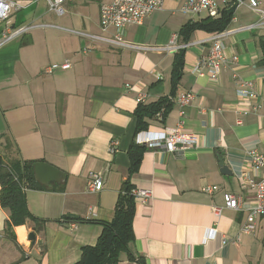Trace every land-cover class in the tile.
Wrapping results in <instances>:
<instances>
[{
  "label": "crops",
  "instance_id": "1",
  "mask_svg": "<svg viewBox=\"0 0 264 264\" xmlns=\"http://www.w3.org/2000/svg\"><path fill=\"white\" fill-rule=\"evenodd\" d=\"M12 1L16 7L7 22L0 21V33L6 24L30 27L0 48V160L44 162L64 178L53 185L34 178L46 189L25 190L29 212L45 220L40 230L27 221L7 232L9 211L0 205V264H73L83 246L95 244L98 221L112 219L128 175L141 94L142 104L162 97L171 104L165 118L147 119L145 130L175 128L181 120L198 145L183 152L144 151L130 180L134 188L149 190L150 198L135 199L132 252L144 264H264V217L256 219L254 232L242 230L253 195L242 189L241 175L252 172L248 151L264 152V24L248 0L235 7L236 20L221 36L228 61L217 79L192 72L215 32L193 29L184 42L181 27L207 15L179 12L181 0L171 7L164 0L141 23L127 24L124 40L131 46L111 44L115 30L100 27L99 6L111 0H70L62 15L44 0ZM256 1L264 11V0ZM173 34L188 44L176 81L178 50L154 49ZM65 60L70 66L62 69ZM241 80L259 92V109L244 115L234 109ZM186 92L193 99L181 107L175 98ZM220 159L230 174L220 171ZM90 173L102 177L100 190L88 191ZM205 186L217 189L207 192ZM225 192L242 197L240 209L223 206ZM213 206L221 207L218 216ZM118 264L139 263L123 254Z\"/></svg>",
  "mask_w": 264,
  "mask_h": 264
},
{
  "label": "built area",
  "instance_id": "2",
  "mask_svg": "<svg viewBox=\"0 0 264 264\" xmlns=\"http://www.w3.org/2000/svg\"><path fill=\"white\" fill-rule=\"evenodd\" d=\"M49 10L57 15L65 12L64 5L70 0H44ZM245 0H181L177 6V10L183 14H200L206 13L207 16L215 18L220 15L221 10L228 6L238 7L244 4ZM164 0H111L110 2L101 3L99 6V24L102 30L112 27L115 34L108 39L111 44L116 46H131L124 40V29L127 24H139L145 17L154 11L163 8ZM249 7L257 12L264 24V11L259 8V2L256 0H248ZM16 7L12 0H0V21L8 20L11 11ZM232 20H236L234 14ZM256 24H249L252 27ZM30 26H20L10 28L8 24L0 33V48L17 36H21L28 31ZM224 32H215L209 40L211 45L207 54L203 55L193 66L192 72L201 75L207 72L211 78L217 79L221 72L222 66L228 61L225 54V47L221 41ZM93 37V36H92ZM188 44L178 43L177 35L173 34L169 42L164 46H157L154 49L159 51L174 52L179 49H185ZM232 60L237 58L232 56ZM69 62L65 60L59 65L60 68H68ZM51 68H48L50 71ZM237 103L235 111L237 114L244 115L255 112L259 109V92L253 88V84L249 80H241L236 88ZM143 95L138 96L141 103ZM193 99V93L186 92L178 95L175 100L184 107ZM184 112L180 110V116ZM240 123V120H238ZM182 121L179 120L175 128L163 129L161 131L142 130L135 136V142L144 145L147 149L160 148L166 152L185 151L196 148L198 145V137L192 132L183 130ZM117 143L113 142L111 149H115ZM252 172L244 171L241 175L242 189L251 192L253 195V205L249 209L247 218L242 225L245 232H254L256 229V219L259 216L264 217V152L255 149L248 151ZM103 180L98 173H90L87 181V189L90 192L98 191L102 188ZM217 189V186H205L202 190L211 192ZM135 199L147 202L150 198V191L142 188L133 190ZM243 204L241 196L225 192L223 194V206L230 209H240ZM214 215L221 213V207L213 206ZM212 236V232L210 233Z\"/></svg>",
  "mask_w": 264,
  "mask_h": 264
},
{
  "label": "trees",
  "instance_id": "3",
  "mask_svg": "<svg viewBox=\"0 0 264 264\" xmlns=\"http://www.w3.org/2000/svg\"><path fill=\"white\" fill-rule=\"evenodd\" d=\"M234 10L235 6H228L222 9L220 15L215 18L206 16L199 20L188 21L181 27L179 34L185 42L193 29L222 32L231 20ZM262 43L264 54V42ZM183 51L184 49H179L175 55L172 67L173 81H176L181 74ZM170 107L168 97H162L150 104L139 103L135 111L137 116L135 136L138 132L146 129L147 119L157 116L161 119L165 118ZM146 149L144 145L136 143L135 138L133 139L127 152L130 162L128 175L122 182L114 205L113 217L109 221H98L102 230L95 244L83 246L79 260L73 264H118L123 254L130 260L144 264L143 257L134 254L131 250V244L135 239L132 226L135 214V197L133 194L135 188L130 177L137 170ZM33 164L34 161L21 159L14 160L9 164L0 160V205L9 211V220L5 224L7 232L13 226L25 224L27 221L33 222L35 230H40L45 223V220L33 216L26 204V189H46L34 180Z\"/></svg>",
  "mask_w": 264,
  "mask_h": 264
},
{
  "label": "water",
  "instance_id": "4",
  "mask_svg": "<svg viewBox=\"0 0 264 264\" xmlns=\"http://www.w3.org/2000/svg\"><path fill=\"white\" fill-rule=\"evenodd\" d=\"M219 166H220V171L223 174L231 173L228 170L227 166L224 165L222 159H220ZM33 168H34V178L43 184L53 185V183L59 182L61 181V179L64 178V174L61 171L44 162L35 163ZM28 239L30 241V244L32 245L35 241V234L33 232L29 233Z\"/></svg>",
  "mask_w": 264,
  "mask_h": 264
},
{
  "label": "rangeland",
  "instance_id": "5",
  "mask_svg": "<svg viewBox=\"0 0 264 264\" xmlns=\"http://www.w3.org/2000/svg\"><path fill=\"white\" fill-rule=\"evenodd\" d=\"M92 0H89V2H91ZM92 2H94V3H97V1L96 0H93ZM175 2H176V0H166L165 1V6L166 7H171V6H173L174 4H175ZM65 4H67V3H65ZM50 14V13H49ZM52 14V13H51ZM53 15H54V13H53ZM55 16V15H54ZM54 16H52L51 15V17H54ZM263 225V226H262ZM260 226H262V227H264V221L262 222V224L260 225ZM259 229V228H258Z\"/></svg>",
  "mask_w": 264,
  "mask_h": 264
}]
</instances>
